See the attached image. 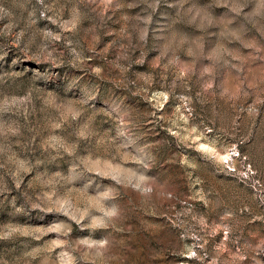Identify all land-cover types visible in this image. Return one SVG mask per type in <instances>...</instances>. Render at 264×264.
I'll return each mask as SVG.
<instances>
[{
	"label": "rangeland",
	"instance_id": "374dc122",
	"mask_svg": "<svg viewBox=\"0 0 264 264\" xmlns=\"http://www.w3.org/2000/svg\"><path fill=\"white\" fill-rule=\"evenodd\" d=\"M0 264H264V0H0Z\"/></svg>",
	"mask_w": 264,
	"mask_h": 264
},
{
	"label": "built area",
	"instance_id": "2783aa9c",
	"mask_svg": "<svg viewBox=\"0 0 264 264\" xmlns=\"http://www.w3.org/2000/svg\"><path fill=\"white\" fill-rule=\"evenodd\" d=\"M228 161L227 160H225V163H227ZM230 168V170L231 171H234V168H232V167H229Z\"/></svg>",
	"mask_w": 264,
	"mask_h": 264
}]
</instances>
